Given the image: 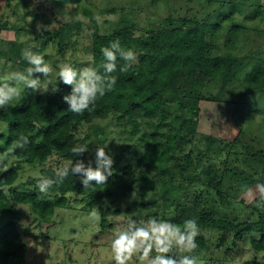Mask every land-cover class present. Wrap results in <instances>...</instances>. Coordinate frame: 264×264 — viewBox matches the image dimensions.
I'll return each mask as SVG.
<instances>
[{"label":"trees","instance_id":"1","mask_svg":"<svg viewBox=\"0 0 264 264\" xmlns=\"http://www.w3.org/2000/svg\"><path fill=\"white\" fill-rule=\"evenodd\" d=\"M85 1L16 0L12 10L17 14L22 9L23 18H32L33 22L45 19L53 22L52 29L41 36L56 39L62 50L71 27L59 17V7L74 3L85 9ZM193 1L200 0H186L185 3ZM208 1L212 3V0ZM220 2L232 8L229 0ZM7 4L10 5L11 0ZM84 14L94 28V67L103 71L100 67L104 61L101 49L114 40L120 42L121 51L135 52L137 63L126 75H120L118 64L112 77L117 80L113 92L98 98L82 114L68 111L63 96L71 91V86L62 82L58 91L51 94L28 90L21 104L0 112V118L7 123V129L0 133V212L8 213L12 219L0 229V264L27 263L28 245L19 231L17 221L21 215L15 203L30 204L33 212L45 222L51 220L56 208L81 205L87 211L98 213L101 230H107L112 227L109 218L120 212L129 198L140 210L154 207V203L148 204L145 200L149 191L155 188L154 184L166 191L173 186L178 175L185 183L199 182L200 186L206 187V194L196 191L194 203L176 206L170 222L183 225L191 218L203 230L234 231L237 236L258 232L261 237L252 239V246L256 251H264V204L259 209L258 219L235 222L228 216L216 215L205 200V197H218L224 203L229 183L241 185L244 189L255 184L264 186V150L243 143L240 134L231 140L221 138L219 142L215 135L206 134L205 146L196 152L192 150L202 101L234 102L226 96V91L239 76L242 86L250 91L264 92V50L259 48L252 51V55H239L224 48L219 50L222 38H228L225 41L227 47L239 45V34L245 28L235 20L232 10L225 15L219 14L218 21H208L214 14L210 6L205 5L193 14L175 9L163 20L161 27L142 34H138L131 24L102 34L93 12L86 9ZM225 19H231V22L221 32L219 23ZM7 23L4 21L0 26ZM18 57L23 61L21 52ZM211 81L220 83L217 94L209 95L205 91ZM253 109L257 111L258 108L253 105ZM259 113L264 123V110ZM111 116L130 134L137 135L140 153L134 164L129 163L122 169L113 165L112 179L104 189L83 191L79 178L71 175L47 195L37 192L35 179H30L20 189L14 187L22 161L49 164L41 171L44 176H53L56 167L74 159L92 163L95 157L90 150L76 158L71 152L74 143L82 142L77 137L79 127ZM95 132L98 138H106L105 125L96 126ZM21 135L29 137V144L22 149L15 144ZM7 152L17 159L10 167H6L2 159ZM222 154L227 156L218 159ZM233 154L237 162H245V169L233 165ZM55 156L58 159L53 161ZM262 197L264 192L258 198ZM128 210V213L132 212L130 208ZM147 216L152 217L150 213ZM196 239L199 249L207 248L203 234Z\"/></svg>","mask_w":264,"mask_h":264},{"label":"rangeland","instance_id":"2","mask_svg":"<svg viewBox=\"0 0 264 264\" xmlns=\"http://www.w3.org/2000/svg\"><path fill=\"white\" fill-rule=\"evenodd\" d=\"M229 1L233 4L232 8L230 5H223L220 0H212L211 4L208 0L192 3H185L186 0H86L85 9L74 3L65 4L59 7L58 14L63 22L70 25L71 30L61 50L56 39L49 40L41 36V33L52 29L53 22L47 19L41 22H33L32 18L25 19L22 16V9L17 14L13 13L12 4H16V0H11L10 5L7 4L8 0H0V25L8 21L6 25L0 26V78H6L11 71L22 70L27 66L26 62L18 57V54L27 47H32L34 51L44 55L45 60L53 68L60 62H69L77 68L90 64L93 66L94 28L89 17L84 14L86 9L93 12L102 34L110 33L126 24L134 25L138 34L150 32L161 27L163 20L175 9H179L181 13L193 14L205 5L210 6L214 14L208 21H215L219 14L225 15L232 10L235 20L245 28L239 34V45L227 47L226 37L224 40L221 39L222 46L219 50L224 48L239 55L246 53L252 55L251 52L259 48L264 50V0ZM230 22L231 19H225L219 23L221 32L226 30L225 25ZM38 24L48 28L38 31ZM37 75L43 78V74ZM239 77L232 88L230 86L226 91V96L234 99V102L213 100L201 102L198 133L194 138L196 143L192 146L193 151L196 152L205 146L203 140L206 134L215 135L218 142L222 140L221 138L231 140L240 134L243 143L264 150V123L262 114L259 113L264 110V92L250 91L242 86ZM52 82L58 83L55 78ZM220 89L218 81H211L207 83L205 91L209 95H214ZM38 91L44 94L53 92L51 85L47 91L43 89ZM24 100L25 96L19 104ZM253 105L260 109H257L259 112L253 109ZM11 107L0 109V112L9 111ZM104 125L106 138L102 140L97 137L95 127ZM6 129V121L0 118V133ZM77 137L82 142L87 141L90 144L89 150L94 157L96 151H104L117 168L122 169L129 163L134 164L140 153L137 135L130 134L112 116L84 124L79 127ZM96 142L109 144L104 148L102 145L98 146ZM243 151L245 152L244 148ZM216 154L213 155L217 158ZM226 156L222 154L218 159ZM2 159L6 162V167L16 164L17 161L10 152L5 153ZM57 159L55 156L53 161ZM232 161L233 165L244 168L245 162H237L234 154ZM47 165L49 164L22 161L18 167L19 178L14 187L20 189L22 185L28 184L30 179H38L42 176V169ZM154 187L145 197L148 204L154 203V207L148 206L140 210L133 205L134 200L129 198L120 212L109 218L112 227L107 230H101V218L99 222L91 220L94 211H87L81 205L76 208H56L51 220L45 222L33 212L30 204L15 203L21 215L17 221L19 231L28 245L26 264H112L110 243L115 233L127 230L129 226L143 225L152 217L170 221L176 206L194 203L196 191L201 190L206 194V187L195 181L185 183L181 175L176 177L173 186L166 191H162L158 185L154 184ZM261 192L259 184L244 189L241 185L229 183L224 203L219 201L218 197H205V200L220 217L228 216L235 222L252 221L258 219L259 209L262 208L261 199L258 198ZM135 196L136 194L134 198ZM128 208L132 212L128 213ZM148 213L152 217H148ZM11 220L8 213L0 212V229ZM199 232L205 236L207 248L195 250L198 264H264V251H256L252 246V239L260 238L261 233L246 232L237 236L234 231L199 229ZM129 264L144 262L134 256Z\"/></svg>","mask_w":264,"mask_h":264},{"label":"clouds","instance_id":"3","mask_svg":"<svg viewBox=\"0 0 264 264\" xmlns=\"http://www.w3.org/2000/svg\"><path fill=\"white\" fill-rule=\"evenodd\" d=\"M48 26L37 25V30ZM104 61L101 72L91 64L77 68L69 62H60L53 68L44 55L34 51L32 47L22 50L23 61L27 66L22 70H13L6 78H0V109L19 104L28 90L58 91L59 83L71 86V91L63 96L68 105V111L82 114L89 110L106 93H112L117 80L113 77L118 70L120 75H126L137 63L136 53L121 51L118 40L112 41L101 49ZM43 74V78L40 75ZM53 78L58 83L53 84ZM98 146L107 148L109 143L96 142ZM19 148L29 144V137L21 135L15 141ZM89 143L76 142L71 147L74 157H81L89 151ZM75 160V163H74ZM69 161L54 169L53 176H40L36 179V189L39 194L47 195L55 186L64 183L70 175L79 178L83 191L93 192L104 189L112 179L113 160L105 152H95V160L86 164L84 160ZM93 163L95 167L93 168ZM264 192V186H261ZM264 204V197L261 198ZM93 222H99L100 217L95 212L91 214ZM200 234L195 219H186L183 225L170 221L149 218L143 225L129 226L127 230L115 233L110 243L112 264H129L134 256L144 264H198L195 250L198 248L197 236Z\"/></svg>","mask_w":264,"mask_h":264}]
</instances>
